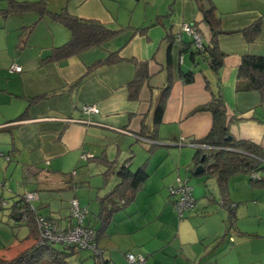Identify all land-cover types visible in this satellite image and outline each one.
<instances>
[{"label": "crops", "instance_id": "crops-1", "mask_svg": "<svg viewBox=\"0 0 264 264\" xmlns=\"http://www.w3.org/2000/svg\"><path fill=\"white\" fill-rule=\"evenodd\" d=\"M45 1L50 10H59L66 3L65 0ZM213 2L217 8L221 28L224 30H238L254 21L260 23V32L254 42H247L238 32L218 36L219 48L225 54L218 73L212 71L208 59L204 58L203 54L198 55L196 63H193L189 52L182 51L184 43L193 39L180 28L182 23L199 22L197 28L202 42L207 44L210 40L209 28L205 23L200 22L202 14L194 0H158L157 5L153 0H69L67 8L72 14L96 19L113 27H128L102 46L86 49L76 56L53 63H42L41 58L49 54L53 46L68 41L70 31L64 25L43 18L26 34V42L20 47L21 27L34 22L37 19L36 14L26 12L12 13L6 17L0 15V28H4L6 24L5 36H0V42L4 43L5 52L9 56L0 58V120H2L0 127L8 126L11 130L4 133L8 135L6 145L9 147L8 150L13 151V160L21 167H30L35 172L38 169L35 165L50 171H60L62 181L67 187H71L66 181V175L75 170L76 165L73 170L71 169L72 171H67L68 168L64 166L65 161L69 166L73 163L70 161L71 157H79V154L80 156L90 154V157H93L102 152L112 160L114 158L109 151L115 144V158L120 157L118 151H121L120 155L123 158L120 161L118 158L119 163L127 161L128 168L134 170L145 162L149 176L142 193H156L159 186H148L152 180L150 176L162 178L176 169L178 178L187 177L189 181L191 174V160H189L190 156H187L189 150L172 149L163 153L156 148L183 147L191 144L194 147L193 153L191 152L192 157L197 147H201L204 152L210 150L211 148L205 145L193 143V139L202 138L208 133L212 122L211 114L205 111H193L198 105L205 103L211 94L216 95L219 92L226 102L230 134L236 139L253 141L264 151V99L256 91L235 90L237 68L242 55H264V0H213ZM5 4L6 2L0 3V8ZM163 16L165 18H162ZM11 18H18L19 24H16L14 32L9 33L7 25ZM157 18L159 21L155 22ZM142 27L146 29L139 31L138 29ZM167 33L173 38L171 44L166 37ZM0 47H2L1 43ZM12 47H19L21 50L17 58H11L8 54V49ZM191 47L195 48L194 42ZM115 50L125 60L100 64L87 71L88 66L104 59L110 51ZM130 57L149 61L148 80L135 100L128 98L127 84L135 72V64L127 60ZM13 64L19 65L21 70H11ZM188 70L194 72V79L190 83L184 82L180 77L181 73ZM77 79L82 80L75 86L72 83ZM168 79L172 80V85L162 120L156 127L157 140L138 137L142 121L151 122L152 111L161 88ZM58 91H62V94H54ZM44 93L48 94L46 98L29 107L26 119L14 120L28 106L29 99ZM87 104L96 105L99 112L83 115L81 107ZM81 118L86 121H82ZM117 140L124 141L128 145L123 149V144L114 142ZM149 148H152L155 156L151 154L152 152L148 153ZM130 154H132L131 158H129ZM58 156L61 158L56 161L55 158ZM165 156H170L171 168L157 169ZM47 160L50 165L52 163L56 167L48 165L49 167L46 168ZM181 167L185 170L182 171ZM260 174L264 178V170ZM212 177L215 179L214 176ZM235 177L240 179L243 175ZM246 177L250 180L249 176ZM112 181L111 186L99 195L110 190L116 184L117 177L114 176ZM165 185H169L167 181L162 186L163 190ZM193 190L192 186V196H194ZM210 198L214 199L215 196ZM230 199L238 203L237 219L247 222L250 218L252 220H249V223L264 221V193H253L238 199L230 197ZM136 202L137 198L112 218L111 223L123 222L121 226L113 227L114 232L120 234L118 237L125 239V235H130L141 228L140 221L136 219L137 214L146 213L148 209L154 207L150 203L145 206L139 204L134 209L130 208ZM193 205L190 207H193L192 209L187 208L190 213L189 218L194 217V220H197L200 217L199 213H206L207 217L215 215L216 221L205 223L204 229L196 228L191 251L188 248L183 249L182 254L186 257L187 263L264 264V230L260 232L259 227L245 228L239 222H236L235 229L227 228L228 212L226 213L223 208H216L211 213L207 208L200 207L197 197L193 198ZM97 211L98 206L95 212ZM157 211L158 206L154 215L158 214ZM194 212L196 215L191 216ZM121 213L122 216L119 215ZM203 222L205 221L201 223ZM216 228L217 234L214 235ZM223 229L226 230L224 235L221 234ZM159 230L155 232L154 240L143 246L145 250L139 248L143 243L131 245L120 241L115 249H108L111 247V242H105L103 247L99 248L103 249L113 264H127L121 256L125 252L141 253L145 258V264H156L155 254L159 251L165 252L163 248L178 234L171 225H163ZM199 252L201 254L197 261L193 254ZM233 254H235L234 258ZM231 255V259L235 261L230 259Z\"/></svg>", "mask_w": 264, "mask_h": 264}, {"label": "trees", "instance_id": "trees-1", "mask_svg": "<svg viewBox=\"0 0 264 264\" xmlns=\"http://www.w3.org/2000/svg\"><path fill=\"white\" fill-rule=\"evenodd\" d=\"M59 10H50L45 0H5L6 4L0 8V15L3 17L12 13L23 14L32 12L36 14L37 19L30 25L22 26L20 35H26L30 32L35 24L43 18H48L53 22L64 25L70 31V38L61 45L53 46L49 54L41 58L42 63H53L67 58L76 56L80 52L102 46L112 37L127 28L113 27L107 23L96 19H88L72 14L67 8V2ZM199 11L202 14L200 22L205 23L210 31V40L207 44L201 43V46L195 44L194 39L185 42L182 51L189 52L190 59L196 63L197 56L203 54L204 58L208 59V63L213 72L218 73L223 64L224 52L218 45V36L221 34H232L235 32L241 33L247 42H254L260 32L259 21H254L246 27L238 30H224L220 25V18L217 13V8L213 0H194ZM158 18L155 22H158ZM197 33L199 22L194 21L188 23ZM146 27L139 28V31L145 30ZM137 31V28L135 29ZM170 42L172 36L167 33L166 36ZM24 46L26 39L21 38ZM195 44V48L191 45ZM203 52V53H202ZM120 60H125L119 55L118 51H110L104 59H100L87 67V71H91L95 66L100 64H112ZM127 60L133 61L135 64V72L131 81L127 84L128 98L135 100L140 94V90L144 83L148 80V64L149 61H141L132 57ZM180 77L184 82L190 83L194 79V72L188 70L181 73ZM82 79H77L72 84H80ZM207 83V82H206ZM172 80L168 79L167 83L161 88L156 106L152 111V120L149 123L142 121V127L138 132V137L146 138L152 141L157 140V125L160 123L164 113V107L168 94L170 92ZM208 86V85H207ZM236 91H256L264 99V55L244 54L241 57L240 64L237 68V81L235 85ZM54 94H62V91ZM52 94V95H54ZM48 94L35 95L29 99L28 106L14 118V120H23L27 118L28 109L32 104L45 99ZM15 96V95H14ZM13 96V97H14ZM205 111L209 112L212 117L211 127L208 133L202 137L193 139V143L205 145L211 148L208 151H203L201 147H197L191 159L190 173L197 175L195 169L197 166H203V172L200 176H214L216 184H218L222 206L228 211L229 228H236V205L232 202L228 194V180L236 175L246 174L249 176V181L258 185L264 182L260 171L264 170V151L253 141L247 139L234 138L228 129V117L226 112V102L222 93L216 95L211 94V97L203 104L194 108L193 112ZM241 119V117H237ZM90 123V122H89ZM8 126L0 127V133L9 131ZM11 131V130H10ZM151 142V141H150ZM151 147L154 145H150ZM9 152H13L12 149ZM132 152V151H131ZM152 152V148L148 149V153ZM11 154L6 155L8 160L13 158ZM132 154H130L131 158ZM203 157V159H202ZM94 159L105 166L102 174L105 178L117 177L116 184L103 195L97 196L98 211L93 212L92 216L83 224L90 227L94 231V240L98 243V239L107 234V229L114 215L125 210L136 198L139 190H141L148 179V172L145 168V162L139 165L136 169L128 168L127 161L119 163L117 157L110 160L104 152L99 155H93ZM35 167L40 168L38 165ZM68 178V180H67ZM66 181L70 186H74L73 171L68 172ZM26 192L22 194H13L10 203L5 200H0V208H6L8 215L13 218V227L17 225H26L30 237H35V240L28 245L27 248L20 250L13 258L0 257V264H70L69 258L78 253L82 248L77 245L64 244L61 242H50L40 237V230L36 223L38 216H43L46 220L52 221L61 226L66 231L73 228L78 221L71 216H67V221H62L61 218H56L50 214H43L40 211L42 206L38 201L29 200L26 197ZM170 197V196H169ZM73 200V199H72ZM71 203V201H70ZM70 207V205H69ZM87 211L85 212V214ZM257 236V235H256ZM55 244H59L58 246ZM96 252L90 250V255L97 261V264H113L108 256L105 255L103 249L96 244ZM124 255L127 258V254ZM135 255V254H134ZM139 255V254H138Z\"/></svg>", "mask_w": 264, "mask_h": 264}, {"label": "rangeland", "instance_id": "rangeland-1", "mask_svg": "<svg viewBox=\"0 0 264 264\" xmlns=\"http://www.w3.org/2000/svg\"><path fill=\"white\" fill-rule=\"evenodd\" d=\"M154 4H158V0H153ZM5 0H0V3H4ZM143 2V1H142ZM150 2V1H148ZM56 10V9H54ZM168 15H166L167 17ZM162 18H165L164 16ZM16 24H19L18 18H11L8 22V29L9 33L14 32L16 28ZM184 23L181 24L180 28H182ZM6 24L4 28H0V36H5ZM22 38L25 40L27 39L26 35H22ZM2 47H0V58L2 57H9L5 52L4 43L0 42ZM9 55L11 58H17L19 55L18 52L19 47H12L9 48ZM17 50V51H16ZM2 121V120H0ZM8 142V135L4 132L0 133V200H5L7 203L11 202V195L17 193L22 194L26 191H31L35 194V197L33 198V201L42 202L40 211L43 214H50L53 216L60 217L62 221H67V216L70 214V201L72 199L78 200L81 207H84L87 211L85 214V221H87L91 216L92 213L96 211L97 209V196L99 194H102L105 190H107L111 184L113 183L112 178H105V176L102 174V171L104 169V166L100 164V162L92 157H90V154H84L80 156V154L74 157H71L70 161L73 162L71 165H67V161H65L64 166L68 169L67 171H72L75 167V170H73V179L75 182L74 186L67 187V184L62 181V176H60V171H50L47 169L38 168L37 173L35 170L33 171L30 167H21L20 164L15 162L13 158H10L8 160V157L6 155L11 154L10 156L13 157L12 152H9V147L6 145ZM119 145L123 144V149H125L127 146L124 141L117 140L114 141ZM125 144V145H124ZM112 149H110L109 153L111 154L112 158H115L114 154L116 153V146L115 144L111 146ZM193 145L189 144L188 146L183 147H174V148H166V147H159L156 148L157 151L161 152H167L168 150H179V149H187L189 150V153L187 156H190L189 160H191L193 153ZM155 149V150H156ZM118 154L120 157H117L119 161L122 160L121 151H118ZM125 154V153H123ZM152 155L154 152L151 153ZM156 155V154H155ZM153 155V156H155ZM89 156V157H87ZM152 156V157H153ZM63 157V156H62ZM151 157V158H152ZM61 156H58L55 158L60 159ZM53 165L56 167V165L52 164L50 165L49 161L47 160L45 162V167L48 168L49 166ZM184 166V165H183ZM52 167V166H51ZM170 169V156H165L162 158V163H160L157 167V169ZM182 171L185 170L184 167H181ZM72 169V170H71ZM181 171V174L184 173ZM262 171V170H261ZM260 171V172H261ZM171 174V175H170ZM177 171L174 169L172 172L165 174L162 178H157L156 176H150L152 177L151 182H149L148 186H159V189L156 193H142L144 190L141 189L137 193V202L133 205V207L130 206V208L134 209L137 207V205L145 206L147 204L152 203L154 205L153 208H150L147 210L146 213L143 214H137V221H140L139 223L142 226L139 229H136L134 232H132L130 235H125V239L120 236V234L114 232L113 227L121 226L123 224L122 221L118 222H112L108 226L109 233L107 229V234L103 236L102 238L98 239V247H103V244L105 242L110 243L111 247H108V249H115L118 247V241L121 243H129V244H140L139 246L141 250H145L143 247L146 243H149L151 240H154V234L156 231L160 229L163 225H171L174 228V231L178 234L171 239V241L163 248L164 251H159L155 254V259L151 260V262L159 263V264H192L187 263L186 257L182 254L183 249L188 248L191 251V248L194 246V244H191L192 240H194V233L196 228L197 229H204L205 223H212L216 221L215 215L206 216V213H199V219L194 220L193 218H189L190 215L189 210L186 209L183 211L182 215H179V212H177L173 205V197L177 194L169 195L168 187L171 185H175L177 182ZM243 175V178H238L233 176V178H230L228 180V194L229 197L238 199V198H244L245 196L252 195L253 193H264V183L259 185H252L251 182H249L248 178L245 174ZM168 182V186L165 185L164 190L162 188L163 184L165 182ZM189 184L193 186V198L197 197L198 201L200 202L201 208H207L211 213H213L216 208H223L226 213L228 212L225 207L222 206V195L220 193L218 184H216V180L213 179L212 176H199L190 174V180L188 181ZM170 196V197H169ZM211 196H215L214 199H211ZM238 204V203H237ZM158 206L157 215H154L155 208ZM239 206V205H238ZM194 207V205H193ZM192 207V208H193ZM240 207V206H239ZM190 208V209H192ZM237 208V207H236ZM239 209V208H238ZM237 214V213H236ZM60 215V216H59ZM119 215H123L122 213ZM118 215V216H119ZM192 215H196V212L192 213ZM117 216V217H118ZM196 218V217H195ZM215 218V219H214ZM219 218V217H218ZM228 218V216H227ZM222 219V218H220ZM250 218L247 219V222L243 219H237L236 215V222H239V224L242 227L245 228H260V232L264 230V221L258 222V223H249ZM133 221V220H129ZM202 221H205L201 223ZM14 220L8 215V210L6 208H0V257L4 258H13L17 255V253L28 247L34 240L35 237H30L28 234V227L26 225H17L16 227H13ZM216 226V224H215ZM227 228L229 227V223H226ZM234 229V227H232ZM217 228L215 229L214 235H216ZM110 232L112 234L110 235ZM160 232V230H159ZM226 232L225 229L222 230V235H224ZM109 234V235H108ZM220 234V235H221ZM244 236H248L245 235ZM241 237H243L241 235ZM239 237V238H241ZM227 240L229 239L228 236L225 237ZM107 239V240H104ZM243 239V238H242ZM216 240V239H215ZM209 241V240H208ZM206 241V242H208ZM247 241V240H245ZM251 241V240H248ZM59 245V244H55ZM135 250V249H134ZM178 252V253H176ZM176 253V254H175ZM135 255H141V253H133ZM195 254V255H194ZM193 256L195 260L198 261V256L201 254L194 253ZM198 254V255H196ZM123 259L127 261V264H130L124 254H121ZM118 257L120 258V254H118ZM232 255L230 256L231 259ZM235 257V254H233V258ZM238 257V254H237ZM232 258V259H233ZM231 259V260H232ZM70 264H96L95 259L91 257L90 250L89 249H81L78 253L71 256L69 258ZM235 261V259H233Z\"/></svg>", "mask_w": 264, "mask_h": 264}, {"label": "built area", "instance_id": "built-area-1", "mask_svg": "<svg viewBox=\"0 0 264 264\" xmlns=\"http://www.w3.org/2000/svg\"><path fill=\"white\" fill-rule=\"evenodd\" d=\"M184 32L191 36L197 46H201L202 38L194 31L188 23H184L182 26ZM11 70L20 71L21 67L17 64L11 66ZM83 115H91L99 112V109L94 104H87L81 107ZM82 121H86L81 118ZM70 121H72L70 119ZM188 178H178L175 185L168 187L169 195L177 194L173 197V205L179 215L181 216L183 211L190 208L193 205L192 186L188 183ZM26 197L29 200H33L35 194L31 191H26ZM71 216L74 217L78 223L66 231L58 224L46 220L43 216L36 218L37 226L40 230V237L50 242H61L64 244L77 245L82 249H89L96 252V241L94 240V231L83 224V218L86 212L84 207H81L78 200L73 199L70 203ZM127 260L130 264H145V258L142 255H134L133 253L127 254Z\"/></svg>", "mask_w": 264, "mask_h": 264}, {"label": "water", "instance_id": "water-1", "mask_svg": "<svg viewBox=\"0 0 264 264\" xmlns=\"http://www.w3.org/2000/svg\"><path fill=\"white\" fill-rule=\"evenodd\" d=\"M202 159H203V157H202ZM203 170H204V169H203V166H202V165H199V166L196 167L195 172H196L197 174H199V173H202Z\"/></svg>", "mask_w": 264, "mask_h": 264}]
</instances>
